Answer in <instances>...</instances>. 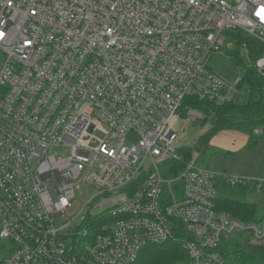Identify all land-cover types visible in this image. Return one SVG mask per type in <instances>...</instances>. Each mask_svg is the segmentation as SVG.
<instances>
[{
	"label": "built area",
	"instance_id": "2783aa9c",
	"mask_svg": "<svg viewBox=\"0 0 264 264\" xmlns=\"http://www.w3.org/2000/svg\"><path fill=\"white\" fill-rule=\"evenodd\" d=\"M261 8L0 0V240L11 245L2 264H136L147 246L181 240L180 229L188 264H225L223 240L237 234L263 245L264 221L216 204L220 184L264 195V178L198 166L197 151L186 160L175 147L178 124L204 116L188 99L244 97L243 73L231 84L207 66L228 34L258 42L264 80ZM172 163L184 164L175 176ZM84 184L95 195L63 222Z\"/></svg>",
	"mask_w": 264,
	"mask_h": 264
},
{
	"label": "trees",
	"instance_id": "16d2710c",
	"mask_svg": "<svg viewBox=\"0 0 264 264\" xmlns=\"http://www.w3.org/2000/svg\"><path fill=\"white\" fill-rule=\"evenodd\" d=\"M239 39L240 48L245 58V51L248 52L249 65L245 78L239 85V89L248 86L249 92L244 99L236 95L233 99L223 104L207 103L197 99H188L186 104L198 105L199 109L209 114L208 120L212 130L203 136L199 141L196 150L205 149L210 138L220 131L234 130L248 136V148L255 147L259 141L264 139V80L259 75L256 62L261 54V46L256 40L244 36L241 33L231 34ZM238 54V53H235ZM241 99V101L238 99ZM237 99V100H236ZM193 149L182 151L183 157L187 160ZM173 176L179 174L184 164H174ZM217 199V209L229 213L232 217L243 222L260 223L264 221V211L261 213L259 206L247 202V193L254 192L246 187L232 188L220 184ZM175 231V235L181 240H171L161 245H150L141 252L136 264H188L189 257L183 248L182 241L186 239L183 230ZM251 233L245 232L235 236L226 237L221 246V254L225 264H264V244L253 245L249 241ZM8 242L0 240V264L8 253Z\"/></svg>",
	"mask_w": 264,
	"mask_h": 264
},
{
	"label": "rangeland",
	"instance_id": "374dc122",
	"mask_svg": "<svg viewBox=\"0 0 264 264\" xmlns=\"http://www.w3.org/2000/svg\"><path fill=\"white\" fill-rule=\"evenodd\" d=\"M4 62L5 57L0 56V69L2 68ZM247 63V60L243 56L242 49L240 48L239 39L231 34H228L223 52L212 55V57L207 62V66L210 71L222 77L227 82L233 84L236 82L241 73H243V77L245 76V73L247 72V66L249 65V63ZM248 92V86H245L242 89L243 96L245 97ZM244 97H241V99H244ZM241 99L239 98L238 102L239 100L241 101ZM203 114L204 116L199 118L198 121H182L178 124V130L182 131L185 129V132L181 133L175 142V147L177 149L184 151L185 149L194 148L196 150L201 138L210 133L212 130V125L210 120L207 119L209 118V114L205 111H203ZM245 140V135L234 130H224L218 132L210 138L205 149L199 148V150H196L200 155L198 166H207L211 168V170L217 169V171H225L226 173H229L230 171L227 172V170L224 169L233 171L235 168L237 169L239 167L242 169H249L255 166H262L263 157L260 155V152L264 150V148L248 150L246 149V146L245 151L242 150L239 152L243 147L237 151H234V149ZM261 143H264V140H262ZM53 154L56 156L66 157L70 155V150L55 149ZM245 156L247 157L244 158ZM229 174H231V172ZM95 193L96 191L94 187L85 184L82 185L81 188L77 190L76 204L68 213L67 219H65L63 222L71 219L70 216H74L79 211L80 205H84L87 201L91 200ZM249 200L253 203L255 202L259 206L261 213H263L264 199L261 196L253 193ZM99 212V210H93L91 215L96 216ZM61 221L62 220L59 222ZM251 239L249 242H251ZM8 245L9 249L11 245L9 243Z\"/></svg>",
	"mask_w": 264,
	"mask_h": 264
},
{
	"label": "crops",
	"instance_id": "0c3cea01",
	"mask_svg": "<svg viewBox=\"0 0 264 264\" xmlns=\"http://www.w3.org/2000/svg\"><path fill=\"white\" fill-rule=\"evenodd\" d=\"M237 132H239V131H237ZM239 133H241V132H239ZM241 134H243V135H245L244 133H241ZM245 138H246V140L245 141H242V143L240 144V145H238V147H236L235 149H234V151H237V150H239V149H241L242 147V149L239 151V152H241L242 150L243 151H245V147L247 146V144H248V136L247 135H245ZM264 140V139H263ZM262 142V140L261 141H259V143L255 146V147H253V148H246V149H248V150H251V149H262V148H264V143H261ZM238 152V153H239ZM237 154V153H236ZM260 155L263 157V159H262V161H263V165L262 166H255V167H252V168H249V169H242L241 167H239V168H235L233 171H231V170H228V169H224V170H227V172L228 171H230L231 172V175H237V176H239V175H241L240 177H251V178H264V150H262L261 152H260ZM247 156H245L244 158H246ZM244 158H242V159H244ZM205 167H207V166H205ZM207 168H209V167H207ZM209 169H211V168H209ZM212 170H214V169H212ZM214 171H217V169H215ZM220 170H218L217 172H219ZM220 172H224V173H226L225 171H220ZM229 172V173H230ZM234 173V174H233ZM253 193H256V192H249V193H247V196H246V200H247V202H249V203H251V204H255V205H257L255 202L253 203V202H251L250 200H249V198H250V196L253 194ZM257 195H259V196H261L263 199H264V195L263 194H260V193H256ZM258 206V205H257Z\"/></svg>",
	"mask_w": 264,
	"mask_h": 264
},
{
	"label": "snow or ice",
	"instance_id": "6c2138e0",
	"mask_svg": "<svg viewBox=\"0 0 264 264\" xmlns=\"http://www.w3.org/2000/svg\"><path fill=\"white\" fill-rule=\"evenodd\" d=\"M257 14L261 16L262 19H264V8H261Z\"/></svg>",
	"mask_w": 264,
	"mask_h": 264
}]
</instances>
